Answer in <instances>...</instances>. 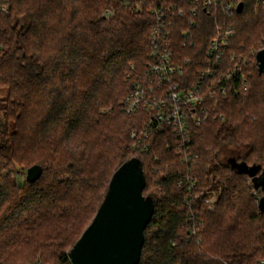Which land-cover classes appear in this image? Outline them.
Returning <instances> with one entry per match:
<instances>
[{
	"label": "trees",
	"instance_id": "1",
	"mask_svg": "<svg viewBox=\"0 0 264 264\" xmlns=\"http://www.w3.org/2000/svg\"><path fill=\"white\" fill-rule=\"evenodd\" d=\"M6 3L9 12L0 16V93L6 92L0 100V264H71L68 254L114 174L133 159L142 162L144 196L155 203L140 264H259L264 213L253 194L255 178L240 168L261 167L257 177L264 171V75L250 58L264 48V0H235L232 50L251 59L250 90L210 103L223 119L196 130L191 151L199 160L191 173L172 135L153 134L135 150L132 134L148 118L123 112L130 66L141 70L151 50L148 10L136 13L123 0ZM217 28L213 14L202 13L194 39H176L180 61L201 65ZM34 167L43 174L29 183ZM187 179L197 182L193 191L179 186ZM208 188L220 190L213 212L198 198Z\"/></svg>",
	"mask_w": 264,
	"mask_h": 264
},
{
	"label": "built area",
	"instance_id": "2",
	"mask_svg": "<svg viewBox=\"0 0 264 264\" xmlns=\"http://www.w3.org/2000/svg\"><path fill=\"white\" fill-rule=\"evenodd\" d=\"M123 1L136 13L148 10L154 19L148 60L141 70L130 66L127 74L130 92L123 103V112L127 116L141 113L148 118L144 130L132 134L134 149H141L142 141L153 134L172 135L176 154L191 173L199 160L191 151L196 130L223 119L212 111L210 103L220 97L249 92L250 58L256 59L264 48L252 53L250 58L232 50L235 31L229 20L233 19L235 0ZM8 12L6 0H0V16ZM202 13L213 14L218 28L202 64L190 68L189 60L180 61L174 44L179 36L186 42L194 39ZM107 16L112 17L113 12ZM193 74L197 80L191 83ZM182 185L193 191L198 184L187 179L185 183L179 181V186ZM253 194L260 204L262 189H254ZM198 198H204L209 211H214L217 195L212 189L202 191ZM259 264H264V259Z\"/></svg>",
	"mask_w": 264,
	"mask_h": 264
},
{
	"label": "water",
	"instance_id": "3",
	"mask_svg": "<svg viewBox=\"0 0 264 264\" xmlns=\"http://www.w3.org/2000/svg\"><path fill=\"white\" fill-rule=\"evenodd\" d=\"M242 9L240 4L238 13ZM256 61L260 74L264 75V50L257 54ZM240 169L255 178L257 189H262L259 209L264 213V171L257 177L261 167ZM42 174L41 167H34L28 171L27 180L35 183ZM146 186L140 160L126 162L116 171L94 220L68 254L71 264H140L145 231L155 214L153 199L144 196Z\"/></svg>",
	"mask_w": 264,
	"mask_h": 264
},
{
	"label": "rangeland",
	"instance_id": "4",
	"mask_svg": "<svg viewBox=\"0 0 264 264\" xmlns=\"http://www.w3.org/2000/svg\"><path fill=\"white\" fill-rule=\"evenodd\" d=\"M260 48V46L256 47V49ZM256 61V60H255ZM6 95V92H2L0 93V100ZM216 195L219 196L220 195V190H216Z\"/></svg>",
	"mask_w": 264,
	"mask_h": 264
}]
</instances>
